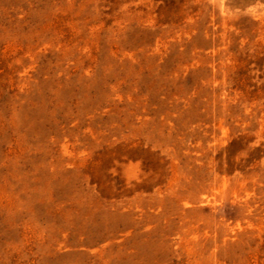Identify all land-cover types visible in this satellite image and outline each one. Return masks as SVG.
<instances>
[{
	"label": "rangeland",
	"instance_id": "rangeland-1",
	"mask_svg": "<svg viewBox=\"0 0 264 264\" xmlns=\"http://www.w3.org/2000/svg\"><path fill=\"white\" fill-rule=\"evenodd\" d=\"M0 264H264V0H0Z\"/></svg>",
	"mask_w": 264,
	"mask_h": 264
}]
</instances>
